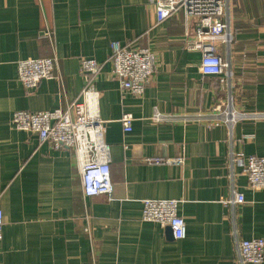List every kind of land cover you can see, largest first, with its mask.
<instances>
[{"label": "crops", "instance_id": "0c3cea01", "mask_svg": "<svg viewBox=\"0 0 264 264\" xmlns=\"http://www.w3.org/2000/svg\"><path fill=\"white\" fill-rule=\"evenodd\" d=\"M225 20L233 39L218 48L232 74L216 77L201 72L183 13L158 23L154 0H0V264H241L239 242L264 238V189L231 166L232 154L264 157V0H230ZM113 42L155 53L143 94L112 75ZM28 57H56L57 78L26 90L17 65ZM84 58L102 63L90 81L112 146L113 199L85 197L74 152L11 123L18 110L80 102ZM220 104L241 118L223 121ZM178 156L184 165L150 163ZM236 193L244 203L228 202ZM152 198L181 201L184 239L143 220Z\"/></svg>", "mask_w": 264, "mask_h": 264}, {"label": "built area", "instance_id": "2783aa9c", "mask_svg": "<svg viewBox=\"0 0 264 264\" xmlns=\"http://www.w3.org/2000/svg\"><path fill=\"white\" fill-rule=\"evenodd\" d=\"M155 18L161 23L173 13L181 11L186 28L194 27L196 42L192 48L202 52L200 69L204 75L219 76L228 71L229 63L221 55L218 43L230 44L233 36L229 32L225 14L230 0H154ZM109 62L112 75L116 77L122 89L135 94H143L156 70V55L149 48L125 47L113 42ZM58 60L56 57H28L17 65L18 78L24 88L35 90L44 79L57 78ZM102 63L94 58H84L80 71L86 78L82 89V100L71 101L65 108L45 111L18 110L13 113L12 127L21 131L36 133L42 142H49L56 149L68 148L74 152L77 160L82 191L85 197L108 195L113 199L111 176L112 146L105 139V121L99 112L101 92L96 89L90 76H97ZM223 82L224 79L221 78ZM217 115L232 125L242 114L234 110L231 104L216 106ZM167 117L159 112L153 115L154 121H163ZM133 117L125 114L121 118L125 132L133 128ZM232 169L240 168L252 189H264V157L231 155ZM184 165L185 157L153 158L150 163ZM232 204L245 202L243 193H236L228 201ZM179 199L143 200L142 218L148 222H158L164 228H171L175 239H184L187 235L185 219L178 210ZM4 214L0 209V239L3 237ZM90 232V230H88ZM241 264H264V238L244 239L238 246Z\"/></svg>", "mask_w": 264, "mask_h": 264}, {"label": "water", "instance_id": "95a60500", "mask_svg": "<svg viewBox=\"0 0 264 264\" xmlns=\"http://www.w3.org/2000/svg\"><path fill=\"white\" fill-rule=\"evenodd\" d=\"M168 230L172 233V229L169 227ZM173 234V233H172Z\"/></svg>", "mask_w": 264, "mask_h": 264}]
</instances>
